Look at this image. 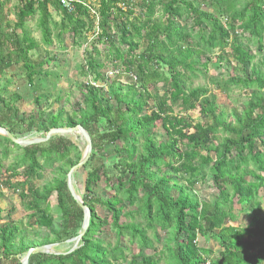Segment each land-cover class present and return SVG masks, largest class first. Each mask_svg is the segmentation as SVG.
<instances>
[{
  "label": "trees",
  "instance_id": "16d2710c",
  "mask_svg": "<svg viewBox=\"0 0 264 264\" xmlns=\"http://www.w3.org/2000/svg\"><path fill=\"white\" fill-rule=\"evenodd\" d=\"M3 1L0 76L14 64H21L29 85L40 74L41 64L28 55L39 44L25 28L27 19L36 14L46 45L51 44V29L61 36L64 49L67 40L73 47L87 42L88 33L95 40L104 37L107 54L102 59L98 52L83 55L80 70L90 77L83 86V107L73 110L66 121L56 113L44 130L79 124L91 136L93 150L103 152L105 145H111L119 158V167L104 177L112 196L99 197L94 191L101 181L99 167L87 172L81 198L90 219L78 247L59 254H31L28 264H159L162 259L165 264H264V212L259 198V190L264 189V53L259 68L250 66L254 55L240 43L253 39L264 51V0H97L96 15L80 3L67 11L49 0H17L14 26L20 33L2 29ZM50 7L61 14L59 23L52 20ZM196 43L207 52L229 48L230 59L244 72L242 79H230L246 92L243 110L233 119L216 95L184 86V71L199 72L194 54L202 52ZM107 63L109 71L104 69ZM116 71L130 76V84L115 86L117 79L109 78ZM18 99L0 86V125L16 138L35 123L31 116L18 117ZM192 110L205 121L192 124L183 115ZM23 123L25 129L18 130ZM157 126L163 129L162 139L152 132ZM72 147L62 138L20 146L0 135V188L16 191L32 224L53 234L40 245L65 242L81 226L82 209L66 186ZM10 154L12 161L4 168L2 162ZM44 168H53L55 175L39 186L35 180L42 178ZM3 172L8 175L1 178ZM20 175L23 180L12 181ZM207 178L218 190L213 202L199 201L193 192ZM52 193L60 218L57 230L49 203ZM124 203L137 207L126 216L138 214L143 224L120 220ZM234 204L252 215V226L229 224L234 220ZM95 206L106 211L109 221L96 215ZM104 227L114 234V245L99 236ZM158 229L166 234L162 241ZM198 236L215 241L219 248L215 256L210 247L198 245ZM125 238L138 244L139 251L153 253H138L128 260L121 245ZM155 241L162 242L160 249ZM32 246L20 224L0 223V264H20V256Z\"/></svg>",
  "mask_w": 264,
  "mask_h": 264
},
{
  "label": "rangeland",
  "instance_id": "374dc122",
  "mask_svg": "<svg viewBox=\"0 0 264 264\" xmlns=\"http://www.w3.org/2000/svg\"><path fill=\"white\" fill-rule=\"evenodd\" d=\"M86 1L91 3L92 6L98 3L97 0ZM3 2V17L1 21L2 29L7 32L14 31L15 33H20V30L14 26L16 20L15 12L17 8V0H4ZM49 11L51 13L52 20L56 23H59L61 20V14L59 12L53 11V8L51 7L49 8ZM37 21L38 14L28 18L25 28L28 34L39 44L38 48L29 51L28 55L30 59L35 62V64H41L40 74L37 75L33 82L29 85L25 81L24 71L21 68V64H14L11 68L7 69L3 75L0 76V86H5L11 94L15 93L19 97L18 101L16 102L18 117H23V115L27 117L31 116L35 121L33 129L25 133L24 131H21L17 135V138L22 139L44 137L45 132L49 130H44V127L49 123L53 115L56 113H61V119L66 121V118L72 115L73 110L83 107V86L86 85L87 81H90V77L83 75L80 70L82 65L81 63L83 61V55L85 54L86 56H94L96 55L95 52H98L99 58L102 59L103 56L107 54V49L102 41L104 37L100 36V40H95L94 36L89 33L86 36L87 42L73 47L69 45L67 40V46L64 49L60 42L61 36L57 35L56 29H51V44L46 45L42 40L41 31L38 28ZM49 26L51 27V24H49ZM65 37L64 39L66 40ZM191 40L193 44H195L197 41L194 31L191 34ZM240 43L242 47L248 49L254 55L250 66L259 68L262 53H264V51L261 52L257 49V44L253 39H242ZM195 48H199V51L202 52L198 55L194 54V57L199 58L200 64L196 66L199 72L194 73V75H190L188 71H184L186 75L184 78L185 88L188 89L200 87L207 89L208 94L216 95L218 103L224 107L228 117L233 119L243 110V101L246 98L245 90L241 86H238L230 81L232 77L235 79L243 78L244 72L241 66L230 59V56L227 54L229 53V48L222 52L218 51L217 49L207 52L204 50V46L202 44L197 43ZM141 49L142 45L139 47L138 51ZM110 68L111 65L107 63L104 69L109 71ZM118 70L119 68L117 71ZM117 71L113 72L109 80L117 79L118 82L115 86L121 85L122 87H125L129 85L131 82L130 76L124 73L117 74ZM103 94L106 97L109 95L105 92V89H103ZM177 111L178 108H175L174 112L177 113ZM183 115L187 117L192 124L205 121V119L199 115L197 110L187 111L183 113ZM56 128L68 127L62 126ZM17 129H25V124L23 123L19 125ZM152 132L157 135V138H163L164 132L160 126L152 128ZM58 138H62L65 141L68 140L73 144V147L70 149L69 158L71 160V165H75L78 162L77 155L81 157L85 150V139L78 131H74L72 133L53 135L48 140H57ZM104 147L105 148L103 152L98 151L97 149H91L90 155L95 151V156L93 157L92 161L89 162L88 165L80 167L72 173L73 188L80 197H82L84 193V180L90 167L100 168L101 181L98 183V185H96L94 191L99 195V197L113 195V191L105 188L104 177L113 174L115 172V167H119L116 166L118 164L119 158L114 156L113 147L111 145H105ZM139 150L140 145L136 147L135 153ZM13 155L14 154H10L7 159L3 160L2 163L4 168L11 163ZM53 170V168H44L42 172V178L35 180V184L42 186L45 183L51 181L55 175ZM6 175L8 174L3 172L1 178L6 177ZM16 179L23 180V177L21 175L17 176V178L13 179L12 181H16ZM0 192V223L12 220L20 224L22 233H25L27 239L31 244H34V246H40V244L43 243L46 238H52L53 234H51L49 230L39 228L32 224V221H30L28 218V213L21 205L16 191L2 186V188H0ZM193 192L199 201L213 202L218 196V190L213 185L211 179L208 178L205 180V182L196 184L194 186ZM259 198L261 199L260 211L264 212V189L259 190ZM49 203L53 216V229L57 230L60 227V218L56 209V196L54 193H52L50 196ZM123 205L124 207L121 210L120 216L121 221L129 222L132 220L136 223H144V220L138 214L133 215V218L126 216L127 213L136 211V206L128 207L125 203ZM95 209L97 216L103 219L107 217V220L109 221L104 209L99 206H95ZM240 209L241 208L238 204L233 205L231 210L232 214L234 215V220L229 222V224L234 226L239 225L242 227L252 226V215L250 213L244 214ZM102 229H105V227ZM158 232L161 237L160 240L162 241L166 234L164 231H160L159 229ZM148 235L150 238H152L150 230L148 231ZM99 236L106 242L111 243V245L116 243L114 234L109 229L107 230V228ZM121 241V245L127 253L128 260L131 258V256H134L138 253H146L147 255L153 253L151 249H144L142 252L139 251L138 244H131L126 238L122 239ZM197 243L201 246L208 248L210 247L213 252L212 256H215V251H218L219 249L215 241L210 237L198 236ZM50 244H54V252L60 253L69 250L72 246L71 243L67 242ZM154 246L160 249L162 242L155 241ZM23 256H20V260L23 258ZM159 264H165L164 260H160Z\"/></svg>",
  "mask_w": 264,
  "mask_h": 264
},
{
  "label": "water",
  "instance_id": "95a60500",
  "mask_svg": "<svg viewBox=\"0 0 264 264\" xmlns=\"http://www.w3.org/2000/svg\"><path fill=\"white\" fill-rule=\"evenodd\" d=\"M74 131H78L86 141V147L84 152L82 153L79 161L73 165L66 174V186L67 189L76 202V204L82 209V222L80 229L76 236L66 240L65 242L71 243L72 246L67 252H71L78 247L79 242L82 240V237L89 225L90 219V211L89 208L83 203L82 198L76 193L75 189L73 188L72 184V173L82 167L87 159L90 156L92 143L89 134L81 125H75L73 127L68 128H50L47 132H45L44 137L32 138V139H22L14 137L7 129L0 125V135L3 137L8 138L13 143L20 145V146H28L31 144L43 143L46 142L51 136L53 135H61L65 133H72ZM54 244H45L40 246H34L27 249L26 253L24 254L23 258L20 260V264H28V260L31 254L34 253H42V254H59L60 252L53 251Z\"/></svg>",
  "mask_w": 264,
  "mask_h": 264
},
{
  "label": "built area",
  "instance_id": "2783aa9c",
  "mask_svg": "<svg viewBox=\"0 0 264 264\" xmlns=\"http://www.w3.org/2000/svg\"><path fill=\"white\" fill-rule=\"evenodd\" d=\"M49 1L57 3L60 7L65 8L67 11H72L75 3H80L88 7L91 14L93 15H96L95 9L98 7V4L94 6H90L89 2H87L86 0L85 1H82V0H49ZM92 84L95 85L94 83ZM205 264H209V261H207Z\"/></svg>",
  "mask_w": 264,
  "mask_h": 264
},
{
  "label": "bare ground",
  "instance_id": "6f19581e",
  "mask_svg": "<svg viewBox=\"0 0 264 264\" xmlns=\"http://www.w3.org/2000/svg\"><path fill=\"white\" fill-rule=\"evenodd\" d=\"M73 180V179H72ZM76 185V184H75Z\"/></svg>",
  "mask_w": 264,
  "mask_h": 264
}]
</instances>
